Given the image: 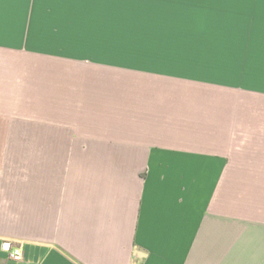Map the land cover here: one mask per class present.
Returning <instances> with one entry per match:
<instances>
[{
  "label": "crops",
  "instance_id": "0c3cea01",
  "mask_svg": "<svg viewBox=\"0 0 264 264\" xmlns=\"http://www.w3.org/2000/svg\"><path fill=\"white\" fill-rule=\"evenodd\" d=\"M262 109L264 0H0V264H264Z\"/></svg>",
  "mask_w": 264,
  "mask_h": 264
},
{
  "label": "rangeland",
  "instance_id": "374dc122",
  "mask_svg": "<svg viewBox=\"0 0 264 264\" xmlns=\"http://www.w3.org/2000/svg\"><path fill=\"white\" fill-rule=\"evenodd\" d=\"M51 14L52 13H48L46 15L40 16V15H36L35 13L28 12L27 17H26L27 27L30 25V23H34V20H37V19H39L40 21H43V22L52 21L53 17ZM124 17L130 18L132 16H130L129 14H126V16H124ZM197 19H200V18H197ZM202 20H200V21H202ZM205 25H206V22L203 23L204 27H205ZM194 28H196V27H194ZM221 57L222 56H220L219 58L221 59ZM217 63L219 65L220 73L217 74V76L214 77V79L219 80V82H224V81L226 82L227 78H228V73L226 71L227 62L219 60ZM211 64H216V63L211 62ZM239 97H240L239 95L235 94L236 117L237 116H239V117L243 116L242 109L238 110V108H237L238 102L241 101V98H239ZM251 116H254L253 113L251 114ZM257 116L264 118V109H262V111L258 112ZM250 128H251L250 134H264V126H260L255 130L253 129V127H250ZM245 130L243 129L242 126L241 127H239V126L235 127V154H234V156H235V166H236V172H235L236 202H237V198L239 197L238 196L239 192L242 193L243 182L245 181V179L247 182L251 181L252 180L251 178L253 176V175L250 176V174H246L243 171L244 169H246V167H245L246 164H244V163L249 161V158L247 156H245L243 153L252 151L253 149H256V148H260L261 151H264V141H257L256 139L258 138V136H250L251 140L246 141L247 137H245L244 134H248V133H246ZM261 160H262V158H261ZM262 163L264 165V160L262 161Z\"/></svg>",
  "mask_w": 264,
  "mask_h": 264
},
{
  "label": "built area",
  "instance_id": "2783aa9c",
  "mask_svg": "<svg viewBox=\"0 0 264 264\" xmlns=\"http://www.w3.org/2000/svg\"><path fill=\"white\" fill-rule=\"evenodd\" d=\"M9 257L18 260L20 258V253L18 250H14L11 253H9ZM129 264H135V263H129Z\"/></svg>",
  "mask_w": 264,
  "mask_h": 264
}]
</instances>
